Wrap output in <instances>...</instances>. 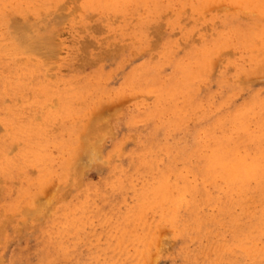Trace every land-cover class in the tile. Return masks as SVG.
Listing matches in <instances>:
<instances>
[{
  "label": "rangeland",
  "instance_id": "rangeland-1",
  "mask_svg": "<svg viewBox=\"0 0 264 264\" xmlns=\"http://www.w3.org/2000/svg\"><path fill=\"white\" fill-rule=\"evenodd\" d=\"M0 264H264V0H0Z\"/></svg>",
  "mask_w": 264,
  "mask_h": 264
},
{
  "label": "bare ground",
  "instance_id": "bare-ground-1",
  "mask_svg": "<svg viewBox=\"0 0 264 264\" xmlns=\"http://www.w3.org/2000/svg\"><path fill=\"white\" fill-rule=\"evenodd\" d=\"M258 7V6H257ZM256 8V7H255ZM38 34V33H37ZM20 41V40H19ZM41 41V40H40ZM24 48V47H23ZM28 48V47H27ZM26 50V49H25ZM234 167V166H233ZM237 166H235V168H236ZM226 171V170H225ZM246 174V173H245ZM246 185V184H245Z\"/></svg>",
  "mask_w": 264,
  "mask_h": 264
}]
</instances>
